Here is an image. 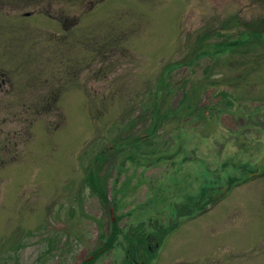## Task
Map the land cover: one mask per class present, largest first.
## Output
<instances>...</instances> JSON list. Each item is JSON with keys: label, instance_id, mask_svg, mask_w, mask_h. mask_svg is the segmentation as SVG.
<instances>
[{"label": "rangeland", "instance_id": "obj_1", "mask_svg": "<svg viewBox=\"0 0 264 264\" xmlns=\"http://www.w3.org/2000/svg\"><path fill=\"white\" fill-rule=\"evenodd\" d=\"M237 16L264 5L0 0V264H264V42L193 60Z\"/></svg>", "mask_w": 264, "mask_h": 264}, {"label": "trees", "instance_id": "obj_2", "mask_svg": "<svg viewBox=\"0 0 264 264\" xmlns=\"http://www.w3.org/2000/svg\"><path fill=\"white\" fill-rule=\"evenodd\" d=\"M258 2L260 3L261 6L264 5V0H258ZM233 18L234 19H228V22H227L228 24L222 22L219 29H211V31L209 30V31L201 34V36L198 39L197 48L199 47V48H203V49H201L200 51L195 53V59L193 57V60L200 59L202 57H204V58L205 57L206 58H213L214 54H218L220 52L223 53L227 49V47L229 45H231V44L232 45H236V46H240V47H243L244 49H246L245 47H249V46L264 42V16L261 19L262 20L261 22H263V23L259 24V26L258 25L257 26L256 25L253 26V25H250V24L246 23L245 21H241L240 19H238V16L237 17H233ZM235 18H237V19H235ZM255 22L258 23L259 20H256ZM227 26L234 28L233 34L231 36L228 34L229 37L227 38V39H230L231 41H228V40L227 41H222V40L217 41L216 36H218L219 33H222L223 29L227 28ZM210 36H212L213 41H210L208 39V37H210ZM214 37H215V39H214ZM220 39L226 40V38H223L221 36H220ZM22 53L23 52H21L20 54H22ZM236 63L238 65L241 64L238 61ZM248 68H250L249 65H247L246 61H244V70L246 71ZM204 69L208 70V67L205 66ZM168 73H167V75H169ZM166 77H167L166 78L167 82H165V84H167V86L170 87L171 84H172L170 76H166ZM240 77H241V75H240ZM234 78L239 79V75H237ZM242 79H244V78H242ZM187 84H189V80L185 79L181 83V86H180L181 93L183 94V99L185 98L184 100H187L190 97L189 96L190 93L188 94L187 88L183 89L185 86H187ZM224 96H225V94H224ZM142 103L145 104L144 105V108H145L147 103L144 102V101H142ZM226 103H229V101H227ZM139 106H140V109L142 110L143 105L139 104ZM160 106H161L160 101L158 102V99H157V100L153 101V106H152L153 108H150V110H153V112H155V114L157 113V115H159V114H161L160 113ZM186 107H188V104H186ZM149 117H150V114H149ZM130 124H131L132 127L135 126L134 122H132ZM130 124H128V126ZM122 139H128V141H129V135H124V137ZM131 139H132V142H134V144H138V142L141 140L139 138V136L138 137L137 136L136 137H131L130 140ZM92 174L93 173L88 175L89 177L87 179V183L89 184V186L92 189V191L98 192V197H99L100 201L105 202L106 194L102 193L100 188H99V185H101V183L100 182L98 183V179H94V175H92ZM229 181L230 180H228V182ZM229 184H230V182L228 183V186H229ZM216 187L217 186H215L214 188H216ZM211 189H212L211 187H210V190L205 189V184H204V186L202 185L200 190H199V192H198V196L201 197V199H202L203 196L207 194V196L209 198L210 194L213 191ZM191 199L193 200L195 198L191 197ZM197 200H199V198ZM194 202H196V200ZM182 208L185 209L184 204L177 205V211H176V215H175L176 217L177 216H182L183 213L189 211V210H183ZM137 228H139V227H137ZM172 229H173V227L170 228V229H167V230L165 228L164 229L162 228L161 231H160L161 232L160 234H163V235L165 234V236H167L169 234V231H171ZM136 236H138V235H135V237ZM137 238L140 239V241L142 242L143 238H141L140 236L137 237ZM131 246H132V247H130V248H132L131 253H130V255H131L130 257L131 258L128 257L127 261L130 264H132V263L135 264L134 259H135V256L138 253V249H137L138 246H136V247L133 246V245H131ZM139 254L141 255L142 252L139 253Z\"/></svg>", "mask_w": 264, "mask_h": 264}, {"label": "flooded vegetation", "instance_id": "obj_3", "mask_svg": "<svg viewBox=\"0 0 264 264\" xmlns=\"http://www.w3.org/2000/svg\"><path fill=\"white\" fill-rule=\"evenodd\" d=\"M6 120V119H5ZM5 146H6V144H5ZM0 149H1V151L0 152H2L3 151V149H5L4 148V146H2V144H1V142H0ZM0 158H1V153H0ZM136 264H144L143 262H141V263H136Z\"/></svg>", "mask_w": 264, "mask_h": 264}]
</instances>
